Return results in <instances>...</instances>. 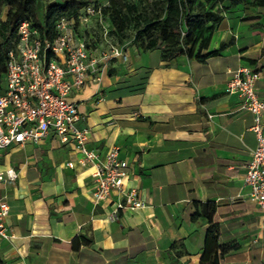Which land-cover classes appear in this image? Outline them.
Returning a JSON list of instances; mask_svg holds the SVG:
<instances>
[{"label": "crops", "instance_id": "obj_1", "mask_svg": "<svg viewBox=\"0 0 264 264\" xmlns=\"http://www.w3.org/2000/svg\"><path fill=\"white\" fill-rule=\"evenodd\" d=\"M223 16L201 51L232 39L217 55L162 62L159 50L126 46L125 62L110 61L97 84L68 96L76 126L88 129L87 148H116L127 162L123 190L134 191L141 209L107 220L111 204L91 197L93 169L77 166L79 154L51 135L0 152V172L16 175L0 184L10 235L0 241V264H168L176 241L184 249L178 262L198 264L207 224L190 221L193 202L214 204L217 244L234 245L218 264H264V213L243 185L256 145L252 118L224 93L230 72L246 67L258 72L264 102V8L237 6Z\"/></svg>", "mask_w": 264, "mask_h": 264}, {"label": "built area", "instance_id": "obj_2", "mask_svg": "<svg viewBox=\"0 0 264 264\" xmlns=\"http://www.w3.org/2000/svg\"><path fill=\"white\" fill-rule=\"evenodd\" d=\"M97 3L86 4L75 17L58 18L52 40L40 38L29 22L18 25L17 42L6 53L0 83V152L12 145H39L51 135L79 154L77 166L93 169L91 197L96 204H111L105 217L113 221L117 212L137 211L144 203L133 190H123L128 166L118 158L116 148L102 155L87 148L88 129L76 126V106L68 100L70 92L81 90L87 83L97 84L110 61L127 59L123 45L109 42L107 30L101 25L103 5ZM91 18L101 28L98 47L89 45L74 29ZM258 78V72L246 67L231 71L224 93L235 95L240 109L251 115L250 130L256 145L249 153L243 185L248 188V200L264 213V102L255 93ZM65 166L72 168L73 163ZM15 177L12 170L0 172V184ZM7 214V204L1 199L0 241L10 238L4 224Z\"/></svg>", "mask_w": 264, "mask_h": 264}, {"label": "trees", "instance_id": "obj_3", "mask_svg": "<svg viewBox=\"0 0 264 264\" xmlns=\"http://www.w3.org/2000/svg\"><path fill=\"white\" fill-rule=\"evenodd\" d=\"M87 4L85 0H0V83L8 50L17 42V27L29 22L40 38L52 40L54 23L60 17H75ZM102 7L110 26V35L118 44L131 30L132 45L141 52L159 50L160 61L169 62L178 56L203 62L215 56L232 43L221 42L215 51L206 50L213 29L222 20L223 13L237 6L264 8V0H107ZM194 213L190 221L203 218L207 224L203 252L198 264H218L219 259L234 249L232 243L217 244L218 225L212 222L214 204L193 202ZM88 243V241H85ZM76 249L75 239L71 241ZM168 264H180L184 255L181 241L173 242L166 252Z\"/></svg>", "mask_w": 264, "mask_h": 264}, {"label": "rangeland", "instance_id": "obj_4", "mask_svg": "<svg viewBox=\"0 0 264 264\" xmlns=\"http://www.w3.org/2000/svg\"><path fill=\"white\" fill-rule=\"evenodd\" d=\"M85 1L87 2V4H93V3L95 4L98 2L97 4L103 5L105 8L108 7L107 0H85ZM149 1L150 0H147V2ZM101 25L107 30V38L110 43L117 44V45H123L124 48L126 46L133 47L132 41H131L133 32L131 30H128L126 32V38L122 41V44H118L116 42V38L113 35H110L109 33L110 26L106 21L105 13L102 15ZM74 29H75L76 34L83 36L85 40L89 43V45H91L92 47L99 46L100 44L99 35L101 32V28L99 27V25L96 23V21L93 18H91L86 25L82 27L75 26Z\"/></svg>", "mask_w": 264, "mask_h": 264}]
</instances>
